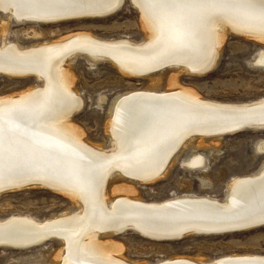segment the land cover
<instances>
[{
    "label": "bare ground",
    "instance_id": "6f19581e",
    "mask_svg": "<svg viewBox=\"0 0 264 264\" xmlns=\"http://www.w3.org/2000/svg\"><path fill=\"white\" fill-rule=\"evenodd\" d=\"M131 1L147 28L142 41L102 39L86 31L29 47L6 36L0 42V71L33 75L42 82L0 97V191L19 190L27 184L20 182L31 181L65 193L79 205L44 220L22 215L0 218V247L29 248L57 238L64 244L59 264H135L118 256L113 241H102L100 235L133 227L152 240H178L195 228L264 220V164L252 174L237 176L223 199L188 195L147 201L134 196L133 185L127 183L116 188L120 195L112 198L108 184L115 174L143 184L156 181L196 135L203 140L240 128H264V97L245 102L209 100L178 86L177 77L179 72L204 75L214 68L229 30L264 41V0ZM124 2L0 0V10L20 22H47L73 15L105 16ZM2 28L7 33L8 24ZM81 54L94 63L110 60L124 74L138 78L178 69L170 76L169 90L129 91L117 99L108 124L111 145L106 148L85 140L72 122L84 100L74 90L65 64ZM255 63L264 67V48ZM256 149L264 153V140ZM205 163L201 154L184 160L191 168H204ZM159 264H264V254L211 260L177 256Z\"/></svg>",
    "mask_w": 264,
    "mask_h": 264
},
{
    "label": "rangeland",
    "instance_id": "374dc122",
    "mask_svg": "<svg viewBox=\"0 0 264 264\" xmlns=\"http://www.w3.org/2000/svg\"><path fill=\"white\" fill-rule=\"evenodd\" d=\"M142 18L140 9L131 0H125L117 12L108 16L52 23L20 22L0 10V42L6 36L8 41L29 47L86 31L102 39L142 41L147 33ZM5 24H8L7 33H3ZM263 48V40L229 30L214 69L204 75L179 72L178 86L191 89L205 99L222 102L263 98L264 67L255 63L258 51ZM65 67L72 73L74 90L84 100L83 108L72 116L73 124L81 130L85 140L106 148L111 145L108 124L117 99L129 91L169 90L170 76H175L173 72L178 69L171 67L138 78L124 74L110 60L94 63L82 54L75 56ZM41 84L33 75L19 77L3 73L0 74V97L18 94ZM261 140H264V129H246L222 137H204L203 140L196 135L178 152L165 176L143 184L115 174L108 184L109 193L112 198L120 195L115 189L127 183L133 185L134 196L147 201L188 195L223 199L229 184L237 176L252 174L264 164V153L256 149ZM195 154L205 156L204 168L184 164V160ZM78 208L75 200L65 193L40 185L0 194L1 219L22 215L44 220ZM100 239L113 241L116 254L135 264H159L177 256L211 260L231 254H264V226L216 235L189 234L170 241L152 240L133 231L102 233ZM63 247V241L57 238L29 248L1 246L0 264H59Z\"/></svg>",
    "mask_w": 264,
    "mask_h": 264
},
{
    "label": "water",
    "instance_id": "95a60500",
    "mask_svg": "<svg viewBox=\"0 0 264 264\" xmlns=\"http://www.w3.org/2000/svg\"><path fill=\"white\" fill-rule=\"evenodd\" d=\"M124 4V3H123ZM123 5H121L122 7ZM120 7V8H121ZM119 7L113 11L112 13L114 12H117L119 9ZM112 13H109V14H104L105 16L107 15H111ZM99 16H103L102 14H84V15H78V16H69V17H65L63 19H60V20H54V21H47V23H52V22H58V21H63V20H66V19H81V18H90V17H99ZM62 18V17H61ZM30 21V20H29ZM40 22H45V21H40ZM169 67V66H167ZM214 68L212 67L208 73L213 70ZM1 74H3L2 71H0ZM249 110V109H248ZM233 126H236V125H233ZM246 129H255V127H246V128H240L238 130H235V131H232V132H225L223 133V135H230V134H234V133H238V132H241L243 130H246ZM259 129H264V128H256V130H259ZM179 150V149H178ZM177 150V151H178ZM131 179H134V180H137V181H142L140 179H137V178H132ZM19 183V182H18ZM23 183H27L23 186H20V188H24V187H29V186H33V185H37L35 184V182H20V184H23ZM7 190H11V188H7V189H2L0 192H4V191H7ZM236 224V223H234ZM264 226V220L262 221H249V222H245L243 224H239V225H236V226H217L216 229H205V228H195V229H192V230H188V231H184L181 235L180 238L178 239H182L184 237H186L187 235L189 234H198V235H216V234H223V233H231V232H239V231H246V230H251V229H255V228H259V227H263ZM127 231H133V232H138L139 234L142 235V233L138 230V229H135L133 227H127L125 231L123 232H120L119 234H122L124 232H127ZM144 236V235H143ZM151 239V238H150ZM155 240H159V239H155ZM160 240H173V239H160Z\"/></svg>",
    "mask_w": 264,
    "mask_h": 264
}]
</instances>
